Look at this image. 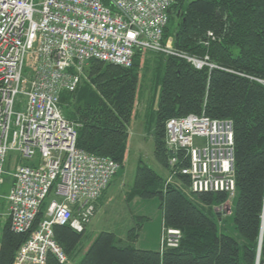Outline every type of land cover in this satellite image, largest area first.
<instances>
[{"label":"built area","instance_id":"built-area-1","mask_svg":"<svg viewBox=\"0 0 264 264\" xmlns=\"http://www.w3.org/2000/svg\"><path fill=\"white\" fill-rule=\"evenodd\" d=\"M172 2L0 0V185L8 154L16 153L5 197L10 229L29 232L49 194L54 195L12 264H47L48 254L67 264L53 226L82 233L119 171L114 160L77 147L76 126L60 107L63 92H75L88 81L85 68L91 60L130 68L137 52H154L184 59L196 69L216 67L208 56L189 55L165 41ZM165 142L169 170L186 177L188 192L225 193L227 202L233 200L231 120L172 117L165 123ZM220 210L227 213L223 205ZM162 230L160 249L177 247L180 231Z\"/></svg>","mask_w":264,"mask_h":264},{"label":"trees","instance_id":"trees-1","mask_svg":"<svg viewBox=\"0 0 264 264\" xmlns=\"http://www.w3.org/2000/svg\"><path fill=\"white\" fill-rule=\"evenodd\" d=\"M172 15L176 19L174 47L196 57L208 56L216 67L196 69L184 59L157 53L164 57V74L153 155L169 170L165 142L169 118L204 114L231 120L236 195L229 224L223 226L226 214H211L198 204H222L227 200L225 193H191L194 196L189 197L182 191V186L188 191L186 177L176 176L181 187L165 184L164 176L140 161L127 199L159 197L164 227L181 233L178 246L161 250L159 236L157 250L137 248L132 243L138 234L132 232L128 244L118 245L113 232L102 231L78 264H256L258 251V264H264V84L259 81H264V0H173L167 10L168 22ZM142 53L135 54L130 68L91 60L85 68L90 85L60 95V106L76 98L70 116L81 123L77 147L114 160L119 171L128 149L138 86L135 67ZM46 205L30 231L43 219ZM85 230L77 233L68 226L54 225L53 237L69 256ZM29 232L15 233L10 221L5 222L0 228V264H12ZM47 264L58 262L48 254Z\"/></svg>","mask_w":264,"mask_h":264},{"label":"rangeland","instance_id":"rangeland-1","mask_svg":"<svg viewBox=\"0 0 264 264\" xmlns=\"http://www.w3.org/2000/svg\"><path fill=\"white\" fill-rule=\"evenodd\" d=\"M39 0H35L38 3ZM173 3V2H172ZM176 19L174 15L169 18L168 27L166 29L165 41L174 47V32H175ZM190 55V54H189ZM135 69L138 73V86L136 91V98L133 108V119L137 116L145 118V136L141 140L135 139L133 136L132 141L127 149L126 159L123 167L118 172L117 176L112 180V183L106 189L105 206L102 211L100 210L97 215L95 227H104L105 230L113 231L120 239L118 245H126L129 241L126 237L132 232L138 234L137 241L132 243L137 248H150L155 242V233L161 227V221L163 216V209L161 207L162 201L159 197L152 199L142 200L135 199L132 202L128 201L127 194L131 188L137 165L140 161L149 165L158 174L164 176L165 184L180 185L181 182L167 169H163L159 163L155 160L154 151V128L156 124V111L158 106L160 83L164 74V57L155 54L154 52H143L140 59L137 61ZM89 81H83L79 91L84 85H90ZM76 105V98H71L61 102V110L68 117L67 119L73 122L78 130L81 127V123L71 118L70 114L74 112V106ZM138 113V115H136ZM132 123V122H131ZM130 128V127H129ZM136 131V129H134ZM139 141V142H138ZM200 143V140H197ZM15 152L10 151L8 159L5 165V174L3 175V183L0 185V228L3 227L5 222H9V216L7 214V204L5 197L8 195L10 184L12 182L11 173L13 171L15 162ZM25 162V161H24ZM169 177L171 181L168 182ZM182 191L189 197H192L191 193L184 190ZM105 190V191H106ZM54 197L53 193L49 194L46 199V204ZM232 202V201H231ZM231 202H223L222 204L213 203L211 205L198 204L205 211H210L211 214L219 213L223 205V209H227V213L224 216V224H229V215L232 209ZM228 208L230 209L228 211ZM217 215V214H216ZM219 216V215H217ZM228 219V220H227ZM121 224V225H120ZM144 226V232L141 231V227ZM86 229V228H85ZM162 231L160 232V238ZM131 233V234H132ZM92 230L87 233L84 232L80 242L76 246L75 250L68 256L67 264H72L71 255L77 251L80 254L84 248L90 242L92 236ZM147 239L148 244H143ZM146 245V246H144ZM160 248V246H159ZM86 251V249H85ZM76 253V255H78Z\"/></svg>","mask_w":264,"mask_h":264},{"label":"crops","instance_id":"crops-1","mask_svg":"<svg viewBox=\"0 0 264 264\" xmlns=\"http://www.w3.org/2000/svg\"><path fill=\"white\" fill-rule=\"evenodd\" d=\"M138 115V113L136 114ZM145 118L144 117H139L137 118V116L133 119L132 123L130 124V128H129V141H128V147L132 141V138L134 135H136L135 139H142L144 138L145 136ZM134 129H136V131H134ZM139 142V141H138ZM106 192H103V194L101 195V197L97 200L96 204H95V214L94 216L92 217V219L90 220V222L87 224L86 226V230H85V233H87L89 230H92V236L90 237V242L89 244L87 245V247L90 245V243L94 240V238L96 237L97 234H99L100 232L102 231H109V232H113V231H110V230H105L104 227H95V223H96V219H97V215H98V212L102 209L103 207L105 206V196H106ZM135 200V199H134ZM121 225V224H120ZM164 228V225H163V216H162V221H161V227L160 229L157 230V232L155 233V242L153 243V246L154 247H151L153 249H158V245H159V236H160V232L161 230ZM141 231L144 232V226L141 227ZM114 233V232H113ZM115 234V233H114ZM116 235V234H115ZM117 237V235H116ZM118 240H120L118 237H117ZM127 239V237H126ZM128 240V239H127ZM137 241V238L135 239L134 242ZM143 244H148L147 242V239L144 240ZM144 245V246H146ZM85 249H87L86 247L84 248V250L78 254L76 250V252L74 254L71 255V260H72V264H78V262L81 260V258L83 257L84 253H85ZM143 249H150L148 247L146 248H143ZM76 253L78 255H76Z\"/></svg>","mask_w":264,"mask_h":264},{"label":"water","instance_id":"water-1","mask_svg":"<svg viewBox=\"0 0 264 264\" xmlns=\"http://www.w3.org/2000/svg\"><path fill=\"white\" fill-rule=\"evenodd\" d=\"M263 219H264V214H263ZM259 250H260V248H259ZM260 251H258V255H257V259H256V264H258V262H259V253Z\"/></svg>","mask_w":264,"mask_h":264},{"label":"bare ground","instance_id":"bare-ground-1","mask_svg":"<svg viewBox=\"0 0 264 264\" xmlns=\"http://www.w3.org/2000/svg\"><path fill=\"white\" fill-rule=\"evenodd\" d=\"M264 214V213H263Z\"/></svg>","mask_w":264,"mask_h":264}]
</instances>
